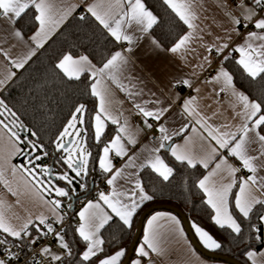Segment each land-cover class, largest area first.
Segmentation results:
<instances>
[{
    "label": "crops",
    "instance_id": "0c3cea01",
    "mask_svg": "<svg viewBox=\"0 0 264 264\" xmlns=\"http://www.w3.org/2000/svg\"><path fill=\"white\" fill-rule=\"evenodd\" d=\"M112 2L114 4V0H112ZM185 2L189 4V11L193 17L191 20L193 27H188V25L184 24L182 21L186 26V31L179 40L184 36H188L189 39L177 52H172L171 48L174 47L179 40L172 47L164 48L154 38L151 29L148 33H140L136 30L135 25L129 27L128 34L138 37L136 42L132 45L124 41H115L105 29L107 34L118 44L119 48L116 51H120L127 58L128 63L123 65L120 72L117 74L119 84L123 85V88L110 80L105 81L109 88V108L112 115L118 119L119 123L112 124L111 120H106L105 129L100 140L97 141L94 138V143L99 144L106 132L109 131L110 133L108 135L109 137L100 147L97 169L100 174L106 175V187L109 191L106 195H110L113 189H115L119 193L126 194L124 197H121L122 202H130L127 197L131 196L133 193H136V199H139V189L136 188V184L139 182L142 187L140 181V172L142 170L149 169L162 178L159 173L155 172L151 166L148 165V160L153 156L159 155L161 159L164 160L163 153L167 152L176 162L184 163L192 167L188 165L186 161L181 162L176 160L172 155V148L186 151L196 157L198 161L200 159L207 161V168H205L202 163H197L195 167H200L204 170L199 181L206 176L209 177V187L215 186L219 188L232 181L233 177L229 174L228 170L229 165L235 168L242 167L241 171L236 172V183L229 193V211L232 213L235 211L242 216L235 208V197L239 195V185L242 180L247 179V177L253 175V173L244 169L242 162L237 157L231 156L228 149L220 148L216 141L209 135V131L218 130V132H213L214 135L226 132L236 133L237 137H239L242 125L247 123L249 128H253V121L259 115L258 113L257 117H253L251 120L246 121L241 114L244 111L243 105L237 100L236 96L233 95V88L237 92L241 91L236 88L234 83L233 88H229L224 85L223 80L216 79L221 68L226 70L223 65L224 57L233 54L234 59L237 61L240 56L234 49L242 45L247 33L254 29L251 26L250 29L240 33L241 26H239V31L234 30L237 26L232 23V17L235 16L228 12V0H185ZM50 3L53 5V12L56 14L57 18H59V15L62 13H67V15L63 22L55 28V31L52 32L44 45L79 11L87 14L99 24L95 17L87 12V7L96 3L101 5L102 8H105L107 7L108 0H50ZM240 3L241 0H235L233 10L236 15H241L243 17V10L240 7ZM243 3L246 6H250V0H243ZM123 8L127 10L126 2ZM33 11L35 17L38 13H36L34 9ZM113 11H118V9L113 8ZM261 15H264V13H261ZM100 26L103 28L102 25ZM38 28L39 24L36 21L35 29L30 34L25 35L18 29L16 22L14 25H10L7 21L0 19V80L5 81V83L0 86V92L41 49H35V43L30 39ZM14 30H19L21 32L23 40L13 35ZM153 41L156 43H153ZM254 43L259 42L257 41ZM224 44H227L228 48L223 49L220 54H217V49ZM129 47L132 48L131 52L128 51ZM31 49H35V55L27 61L23 68H16L12 61L23 58ZM211 49L215 51V54L210 53ZM5 53L8 55L6 56ZM216 57H218V59H216ZM240 67L242 68V66ZM12 73H15V75H11L10 77ZM88 75L92 83L94 78L91 77L90 74ZM183 80H188L189 84L183 85L175 83L176 81ZM175 86H178V88H175ZM183 90H187V93L181 95ZM129 93L132 95H129ZM94 98L96 109L91 118L93 137L94 116L99 110V99L97 97ZM189 99L192 100V104L190 105L191 112L184 111L183 109L184 102ZM155 100L162 101V104L156 105L154 103H148L145 105L146 101ZM249 100L255 101L250 98ZM137 103L145 105L148 110H156L159 107L169 108V105L170 108L160 121L147 118V122L152 124V127L148 128L144 123L145 118L138 114L135 108V104ZM133 116L139 117L141 122H134L132 120ZM125 120H127L129 131L135 136L136 143L134 145L128 144L127 134L121 133V143L125 146L126 154L116 156L115 151H111L108 159L111 161L112 171L105 172L99 166V159L103 156V148L114 139L118 133L119 127L124 124ZM161 124L168 130L167 135L169 138L165 141L161 140L162 134L158 131V127ZM153 125L155 126L153 129L156 133L155 138H152L151 134H147V132L153 128ZM81 128L84 129V126L81 125ZM256 133L261 134L259 128L249 132L245 151L247 155L257 157L254 164L257 167V173L255 175L259 180L260 177H264V166H262L264 157L260 156L259 150L261 144L256 137ZM161 143H164V148L159 147ZM231 143L232 141L230 140V145ZM18 146L21 149L20 142ZM86 148L87 152H89L87 146ZM214 148L216 152L213 154L212 149ZM153 149H159V151L153 152ZM12 151L13 148L12 144L9 142L8 133L0 126V168H2L4 172L3 180H0V211L4 213L6 220L17 228L30 220L31 223L28 229L30 237H25V240H29L30 238H36L39 234V217L43 216L45 220L52 218L56 221L57 215H62L63 217L64 215L60 209L55 208L52 200L46 197L20 167H18L15 159L21 152L10 155ZM224 160H226V163H222ZM218 163L221 164L219 169L216 168ZM13 166L17 168L15 174L12 172ZM117 171L120 172V175L116 176L113 184H108L107 181L111 179ZM84 176L86 175H83V177ZM4 181H7V184ZM85 187L86 186H84V188ZM79 189L83 190L81 187ZM199 189L203 195L204 202L212 211V216H214V210L207 204V195L203 189ZM74 192L75 191L72 193ZM253 194L258 199L264 200V190L254 188ZM88 201H92L93 203L99 202L101 207L112 216L108 224L100 230L99 236L102 240V231L106 229V227L114 228V226L110 225L114 221H117L126 228H131L124 225L119 217L112 213L111 209H109L103 201H99V193L93 198L86 200L78 210L76 214L78 222L77 227L80 223L78 214ZM258 209L260 210L259 214H264V208L260 205H257L253 212L256 214ZM135 215L132 218V223ZM253 215L254 214H250V217H253ZM154 216L160 217L154 222L152 227L158 235V244L162 250V254L157 255V253H153L149 250V257L141 258L138 255V249L144 244V236L149 229L148 221ZM170 216H174L179 220V226L168 219ZM212 223L220 228L213 220ZM253 225L257 228L260 227L262 234H264V222L259 220V216L254 220ZM192 230L200 246L208 251L217 250L206 248L199 235L196 233L194 226ZM204 230L207 231L206 229ZM76 233L79 237L78 232ZM0 234L6 235L3 233ZM8 239L9 241L15 240L13 237H8ZM64 240L67 242L65 237ZM83 243L84 248L80 253V257H82V252L86 250L85 242ZM48 248L51 249L52 253L59 254L60 256L65 253V250L60 247L58 239L54 247ZM119 250H124L125 252V247L123 245L115 246L108 255L114 254ZM249 251L256 254L254 257L256 264H264V244H262L259 250ZM42 254L48 259H51L50 254ZM124 256L121 258L120 263ZM245 259L247 264H252V261L247 258L246 254ZM136 260H140L141 264H148L149 260L152 261V264H227L200 255L190 244L178 216L166 210L154 211L146 217L140 239L129 264H133Z\"/></svg>",
    "mask_w": 264,
    "mask_h": 264
},
{
    "label": "snow or ice",
    "instance_id": "6c2138e0",
    "mask_svg": "<svg viewBox=\"0 0 264 264\" xmlns=\"http://www.w3.org/2000/svg\"><path fill=\"white\" fill-rule=\"evenodd\" d=\"M127 4V10L123 8L124 3ZM163 4L175 13L179 17L180 21L187 24L188 27H193L191 20L193 19L191 12L189 11V4L185 0H162ZM240 7L243 10V20L246 23L243 24L244 28H248L249 25L254 29L247 33L245 41L242 45L234 49L235 52L239 53L240 58L236 63L242 66L243 70L247 75L252 78H260L264 80V0H250V6H246L241 0ZM113 8L118 9V11H113ZM34 9L36 13L34 19L38 22L39 28L35 34L30 38L31 41L35 43V49L42 48L44 43L49 39L55 28L59 26L60 23L66 18L67 13H62L57 18L56 14L53 12V5L50 0H0V19L7 21L8 24L14 25L16 20L22 17V14H27V11ZM87 12L91 13L93 17L103 26L104 29L110 34L115 41H124L129 45H132L138 37L128 34L129 27L135 25V28L140 33H148L154 25L158 23V18L156 15L150 11L142 0H108L107 7L102 8L99 4H92L87 7ZM80 19H84L83 16ZM232 23L237 26L234 30L239 31V26H241V19L232 17ZM259 30V31H256ZM13 35L23 40L22 34L19 30H14ZM189 39L188 36H184L171 48L172 52H177ZM259 43H254V42ZM26 43V42H25ZM153 43H156L153 41ZM228 48L227 44L222 45L217 49V54H220L223 49ZM35 49H31L26 56L19 60L12 61L16 68H23L29 59L35 55ZM128 51L131 52L132 48L129 47ZM7 56L8 54L5 53ZM230 59L229 56H225L224 60ZM127 58L120 52L116 51L114 54H110V58L103 63L102 67H96L89 56L86 54H80L75 57L71 53L64 54L58 63L55 64V68L62 73V78L66 77L69 81H79L81 77L88 73L93 77V82L90 84V92L93 97L99 99V110L94 116V138L99 141L102 133L105 129V121L111 120L112 124H118V119L112 115L110 111L108 99L109 88L105 83L106 80H110L121 88L124 86L119 84L118 73L120 72L123 65L127 64ZM15 75V73L10 74ZM9 77V78H10ZM217 80H223L226 87L233 88V77L224 68H221L216 77ZM5 81L0 80V86H2ZM176 84L188 85V80L176 81ZM129 95H132L129 93ZM233 95L236 96L237 100L243 105V113H241L245 120H251L253 117H258L253 121V128H249L248 124L242 125L240 130V135L237 137L236 133H221L219 135H214L213 132H218V130H210L209 135L214 139L220 148L228 149L231 156L237 157L243 165V168L248 172L253 173L249 175L247 179L242 180L239 185V195L235 197V208L238 210L242 217L249 218L250 214H254L253 210L257 205L264 208V200L258 199L253 194V189L257 188L259 190H264V177H260L259 180L255 175L257 173V167L254 161L257 157L249 156L246 154L245 145L248 141V134L254 129H258L264 126V111H262V105L259 102L250 101L249 97L242 92H237L233 88ZM148 103H154L156 105L162 104V101H146L145 105ZM192 100H186L183 104L184 111L191 112L190 105ZM142 104H135V108L138 114L142 115L145 120L144 123L146 127L151 128L152 124L147 122V118H152L156 121H160L164 114L169 110V108L159 107L156 110H148L147 107ZM85 105L80 104L75 107L74 112L64 127L63 131L60 132L55 143L56 150H63L65 155L60 157V161L67 166L75 177H81L87 175L89 156L90 152H87L86 148L83 147L85 144L86 129L78 128L77 125L85 124L84 113ZM5 113L11 117L8 123H5L0 119V126L8 133L9 142L12 144L13 151L10 155H15L22 150L19 148V142L21 140L20 132L28 131L31 136H36L35 132L27 130L25 125L19 121L17 114L8 107L3 99H0V116ZM200 122V121H198ZM16 129V130H14ZM158 131L162 134L161 140L165 141L169 137L167 135V128L161 124L158 127ZM82 133L84 135H82ZM121 133L127 134L128 144H135L136 139L133 133L129 131L127 120L118 129L117 135L103 148V156L99 159V166L105 172H111V161L108 159L109 153L115 151L116 156H122L126 154V149L124 144L121 143ZM65 137H72L68 140V143H64ZM256 137L261 144L260 156L264 157V134L256 133ZM230 140L232 141L230 145ZM31 150H38L41 155H47L45 146L38 141H29L26 145ZM160 148H164V143H161ZM153 152L159 151V149H153ZM172 155L178 161H186L188 165L195 167L197 163H202L205 168L208 167L207 161L200 159L197 160L196 157L191 155L186 151H180L177 148L171 149ZM213 154L216 149H212ZM41 155L35 157L36 160L41 159ZM31 164V159L29 160ZM226 163V160L222 161ZM148 165L159 173V175L167 181L172 175L173 169L169 167L159 155H155L148 160ZM262 166H264V161H262ZM221 164H217L216 168L219 169ZM229 174L233 177L230 183L224 184L217 188L215 186L209 187L208 180L209 177L206 176L204 179L199 181V188L203 189L207 195V204L211 206L214 210V216H212L213 222L220 228L227 227L231 230V233L240 236L241 242L245 239L242 235L241 224L237 222L234 218L233 213L229 211V193L231 192L233 186L236 183L235 174L239 169L229 165ZM17 168L12 167V172L15 174ZM24 171L29 175H33V169L25 168ZM45 174H48V169H42ZM214 174V173H213ZM120 172L117 171L116 174L107 181L108 184H113L116 176H119ZM4 172L0 168V180H3ZM35 178V177H34ZM59 180H65L69 185L74 182V177H70L67 172L60 174L57 177ZM7 184V181H4ZM81 188L84 187L83 184L80 185ZM136 188L139 189V199H136V193L128 196L127 199L130 202H122L121 197H124L125 193H119L113 189L110 195L105 193H99V201H103L105 205L111 212L114 213L123 222L124 225L131 227L132 218L137 213V210L145 201L153 200V196L146 194L144 189L140 186L139 182L136 184ZM55 193L58 197H68L70 190H65L62 187H56ZM56 209L61 207L59 201L53 202ZM71 208V204L68 206ZM79 226L76 228L79 237L85 242L86 250L82 252V257L80 264L83 262H88V264H120L121 258L125 255L124 250L116 251L111 255H103L104 241L100 238L99 233L102 228L112 219V216L101 207L99 202L93 203L88 201L83 209L79 212ZM259 220L264 222V214H258ZM160 217L154 216L148 221L149 229L144 236V244L138 249V255L143 257H149V250L157 255L162 254V250L158 244V235L153 229V224ZM39 224L44 225L47 231L44 235L48 233H55L56 238L59 241L60 247L65 250V255L67 257L73 256V251L70 244L65 242L64 235L60 232H55L51 223L45 222V217L41 216L38 218ZM64 217L62 215H57V223L62 222ZM175 225L179 226V220L174 216L168 217ZM31 221H26L19 228L13 226L9 223L2 211H0V233L6 235H0V264H18L20 260V252L12 251V248L23 249L24 247H30L36 244L39 239V234L36 238H30L25 240V237H30L28 231L29 224ZM195 227L196 233L199 235L201 241L206 248L216 250L222 248V244L213 238L207 231L203 228L193 225ZM250 227L257 233L260 229L255 225H250ZM8 237L15 238L14 241H9ZM257 241L264 243V234L257 235L254 237ZM42 253L50 254L52 261H59L63 264L62 257L59 254L51 252L48 247H43L41 249ZM246 256L252 261V264H256L255 253L252 251H246ZM96 257L94 261L92 258ZM33 264H38L37 261H33ZM69 264L72 261L69 260ZM133 264H141L140 260H136ZM148 264H152L149 260Z\"/></svg>",
    "mask_w": 264,
    "mask_h": 264
},
{
    "label": "trees",
    "instance_id": "16d2710c",
    "mask_svg": "<svg viewBox=\"0 0 264 264\" xmlns=\"http://www.w3.org/2000/svg\"><path fill=\"white\" fill-rule=\"evenodd\" d=\"M142 2L158 18V23L151 29L152 35L164 48L172 47L184 34L186 26L170 8L163 4L162 0H142ZM81 16L84 19H80ZM16 24L23 34H30L36 27L33 9L22 15ZM118 48V44L104 28L90 16L79 11L0 92V99H3L8 107L17 114L25 128L36 133V136H31L28 131L20 132L21 153L30 150L26 146L29 141H38L43 144L48 154L41 155L38 163L50 167L51 173L67 167L60 161L63 151L55 149L54 141L67 125L75 107L80 104L85 105V124H83L86 129L85 143L91 155L89 156L88 175L75 177L69 170L70 175L74 177L71 186L75 191L69 194L76 198L82 197L103 176L98 172L97 160L100 147L110 133L106 132L101 143H94L91 118L96 109V102L90 92V76L84 74L79 81H69L66 77L62 78V73H59V70L55 68V64L64 54L71 53L74 56L86 54L96 66L100 67ZM227 56L230 59L224 60L223 65L233 77L236 88L250 99L261 103L262 111H264V80L250 78L236 63L233 54ZM0 119L8 123L11 117L5 113L0 116ZM259 130L261 134H264V126H261ZM36 152L41 154L38 150ZM19 156L15 161L24 162V159ZM163 158L173 169L172 175L165 181L149 169L140 172L142 188L146 194L153 196V200L146 201L137 211L131 228H126L114 221L110 224L114 228L106 227L102 231L103 255H108L115 246L119 245H123L125 252L127 251L138 218L146 208L152 205H170L180 209L186 215L191 229L193 225L202 227L223 245L222 248L211 252L231 257L241 264H247L246 251L259 250L264 244L254 239L255 236L262 234L261 228L258 227L260 232L257 233L250 227L254 224L260 210L258 209L253 217L247 219L235 211L233 212L238 223L241 224L242 235L245 238L241 242L240 236L231 233L227 228H218L212 223V211L204 202L203 195L198 188V181L204 170L200 167H189L184 163L176 162L167 152L163 153ZM81 184L86 186L83 190L79 189ZM69 190L71 191L70 188ZM75 230L76 227L72 222L67 223L63 229L64 237L73 251L72 257L65 256L63 258V264H69V260L72 261V264H80V253L84 248V243ZM92 259L95 261L97 258ZM83 264H88V262H83Z\"/></svg>",
    "mask_w": 264,
    "mask_h": 264
},
{
    "label": "built area",
    "instance_id": "2783aa9c",
    "mask_svg": "<svg viewBox=\"0 0 264 264\" xmlns=\"http://www.w3.org/2000/svg\"><path fill=\"white\" fill-rule=\"evenodd\" d=\"M235 5V0H228V12L229 14L235 16L236 18L241 19V29L240 33L243 31H246L251 28V25H249L248 28H244L243 24L246 23V21L243 20V17L241 15H236L233 7ZM210 53L215 54V51L213 49L210 50ZM218 59V57H216ZM175 88H178V86H175ZM187 93V90H183L181 95H184ZM132 120L136 123L141 122V119L137 116H133ZM153 128L150 129L147 134H151L152 138L156 137V133L153 131ZM239 171L242 170V167H237ZM106 175L103 174L102 177H100L89 189L88 192H86L82 197H73L71 194H69L68 197H58L57 195L54 194H49V198L54 201H59L61 207L59 208L60 211L63 212L64 219L62 222H55L54 219L49 218L46 219L45 222L51 223L55 232H60L64 235L63 229L65 225L69 222H72L74 227H77V219H76V214L78 210L81 208V206L84 204V202L90 198H93L96 196L98 193H105L108 194L109 191L106 187ZM54 204V203H53ZM69 204H71V208H69ZM47 231L46 227L44 225H40L39 227V239L36 244L31 245L30 247H24L22 250L17 249V248H12V251H19L20 252V260L18 264H33V261H37L38 264H61L59 261H52L51 259H48L46 256L42 254L41 249L43 247H54L56 244V236L55 233H48L47 235H44V233ZM1 235V234H0ZM65 253L61 255L62 260L65 257Z\"/></svg>",
    "mask_w": 264,
    "mask_h": 264
},
{
    "label": "water",
    "instance_id": "95a60500",
    "mask_svg": "<svg viewBox=\"0 0 264 264\" xmlns=\"http://www.w3.org/2000/svg\"><path fill=\"white\" fill-rule=\"evenodd\" d=\"M69 139H71V138H69ZM68 140L66 141L67 143H68ZM48 170H49L48 176H50L51 175L50 167L48 168ZM53 180L55 181L56 178H53ZM157 210L170 211V212H172L178 216V218L180 219V221L182 223L184 232H185L190 244L203 257L211 259V260L221 261V262H224L227 264H241L240 262H238L237 260H235L231 257L223 256V255L208 251V250L204 249L202 246H200V244L197 242V240L193 234V231L190 227V224L188 222L186 215L180 209L173 207V206H170V205H152V206L146 208L144 211H142V213L140 214V216L138 218L131 243H130V245L126 251V254H125V256H124V258L120 264H129L130 263L131 258H132L133 253H134V250L136 248V245L138 244V241L140 239L143 224H144L146 217L150 213L157 211Z\"/></svg>",
    "mask_w": 264,
    "mask_h": 264
},
{
    "label": "rangeland",
    "instance_id": "374dc122",
    "mask_svg": "<svg viewBox=\"0 0 264 264\" xmlns=\"http://www.w3.org/2000/svg\"><path fill=\"white\" fill-rule=\"evenodd\" d=\"M78 128H81V125H77ZM83 135V134H82ZM72 137H65L64 138V143H67L66 141ZM83 147L86 148V145L84 144ZM87 150V148H86ZM63 151V150H62ZM37 155H41V154H38L36 152V150H27V151H24L20 154L19 157H21L22 159H24V162L22 161H17V164H18V167H20V169L29 177V179L38 187V189L46 196L49 198V194H54L56 195L55 193V188L56 187H62V188H65V190H69V188L71 189V191H69V193L73 192L72 190V186L69 185L67 183V181L65 180H59L57 177L60 175V174H63L64 172H67L68 175L70 177H73L72 175H70L69 173V169L66 167L65 169L61 170V171H53L51 173L50 176H48V174H45L42 169H48V167L46 165H40L38 162L39 160H36L35 157ZM63 155L64 152H63ZM31 159L32 163L30 164L29 163V160ZM25 168H28V169H33V175L32 176H29L25 171L24 169ZM74 174V173H73ZM75 175V174H74ZM35 177V178H34ZM53 178H56L58 179V181H54ZM84 185V184H83ZM84 188V187H83ZM81 188V189H83ZM50 199V198H49Z\"/></svg>",
    "mask_w": 264,
    "mask_h": 264
}]
</instances>
